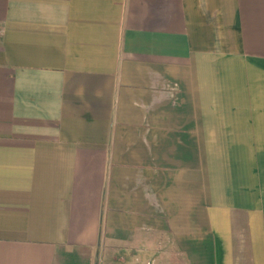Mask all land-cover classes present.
I'll return each mask as SVG.
<instances>
[{
    "label": "crops",
    "instance_id": "1",
    "mask_svg": "<svg viewBox=\"0 0 264 264\" xmlns=\"http://www.w3.org/2000/svg\"><path fill=\"white\" fill-rule=\"evenodd\" d=\"M0 264H264V0H0Z\"/></svg>",
    "mask_w": 264,
    "mask_h": 264
}]
</instances>
